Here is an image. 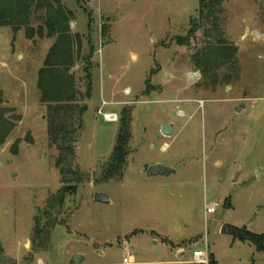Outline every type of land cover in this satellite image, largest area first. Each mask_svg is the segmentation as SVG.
I'll return each mask as SVG.
<instances>
[{"label": "rangeland", "instance_id": "374dc122", "mask_svg": "<svg viewBox=\"0 0 264 264\" xmlns=\"http://www.w3.org/2000/svg\"><path fill=\"white\" fill-rule=\"evenodd\" d=\"M62 2L74 12L70 34L81 38L69 73L87 106L75 159L84 180L67 182L77 189L55 207L58 223L36 239L35 217L47 223L48 199L64 186L37 86L57 37L30 40L23 28L0 26V108H13L2 110L11 129L0 134V264H126L128 255L132 264H196V249L213 253L216 264H264L252 240L222 232L228 223L264 233V0L224 3L242 75L215 89L199 85L191 58L204 45L203 30L190 45L175 41L190 30L200 0ZM129 109L127 167L122 179L103 181L120 128L105 114L121 119ZM164 124L173 133L164 134ZM155 163L175 172L147 176ZM98 191L110 203L95 201Z\"/></svg>", "mask_w": 264, "mask_h": 264}, {"label": "trees", "instance_id": "16d2710c", "mask_svg": "<svg viewBox=\"0 0 264 264\" xmlns=\"http://www.w3.org/2000/svg\"><path fill=\"white\" fill-rule=\"evenodd\" d=\"M225 2L226 0H200L199 14L192 20L190 30L186 35L177 36L175 40L180 45H190L197 32L203 30L204 45L198 48L191 58L194 67L202 74V81L199 85L202 84V86L213 89L238 82L242 75L238 57L239 47L226 35ZM35 18L40 22L37 27L32 25ZM72 19H74V12L70 11L62 0H0V26H11L15 32L23 28L30 40H35L37 36L41 39L57 37L44 59V66L39 71L37 86L42 101L47 102L49 141L59 151L55 162L64 186L52 195L53 198L48 199L44 209L47 223L42 225L44 218L42 215L35 217L36 239L42 240L58 223L52 218L55 207L62 206L67 194L77 189L76 186H70L67 182L84 180V173L82 170L80 171L78 165H75V159L76 143L80 130H82L87 106L80 104L83 96L78 98L75 78L69 73L70 68L74 65L75 45L79 44L81 47L80 36L78 35L77 40H74L70 34ZM78 53H80V49ZM90 65L86 67L89 80L86 91L88 98L91 97L92 87ZM4 102L3 92L0 91V104H4ZM2 110L9 112L13 108H0V119L2 118L4 123L0 125V134L5 135L11 127H6L7 122H5ZM119 121L120 128L115 146L103 166V181L122 179L128 164V156L131 152L132 111L125 110ZM243 230L246 232V239L252 240L256 249L264 253V233ZM210 263H217L213 256Z\"/></svg>", "mask_w": 264, "mask_h": 264}, {"label": "water", "instance_id": "95a60500", "mask_svg": "<svg viewBox=\"0 0 264 264\" xmlns=\"http://www.w3.org/2000/svg\"><path fill=\"white\" fill-rule=\"evenodd\" d=\"M238 110L240 111V107H238ZM174 131V125L172 124H164L163 125V130L162 132L166 135H170L171 133H173ZM175 172V169L167 164H162V163H155V164H151L147 167L146 170V174L147 176H152V175H169L170 173ZM262 175H264V169L262 170ZM95 201H99L102 203H110V197L108 194L98 191L95 193ZM222 232L229 234V235H234L236 237L242 238V239H246L247 235L246 232L243 230V228L238 227L236 225H232V224H228L226 223L223 227H222ZM213 255H210V258ZM78 262L82 263V256L79 255L78 258Z\"/></svg>", "mask_w": 264, "mask_h": 264}, {"label": "built area", "instance_id": "2783aa9c", "mask_svg": "<svg viewBox=\"0 0 264 264\" xmlns=\"http://www.w3.org/2000/svg\"><path fill=\"white\" fill-rule=\"evenodd\" d=\"M105 118L107 121H117L119 120V115L116 112H112V113H106L105 114ZM220 205V202H215L210 206H207L206 211L207 213H215L217 210V207ZM193 259L194 262L196 264H208L210 262V256L207 250H203V249H196L193 253ZM123 261L126 264H132L133 260H131V258L128 256L123 258Z\"/></svg>", "mask_w": 264, "mask_h": 264}, {"label": "crops", "instance_id": "0c3cea01", "mask_svg": "<svg viewBox=\"0 0 264 264\" xmlns=\"http://www.w3.org/2000/svg\"><path fill=\"white\" fill-rule=\"evenodd\" d=\"M247 30H248L247 32H251V33H253V29H252V28L249 29V27H248ZM261 34L263 35L262 31L260 32V30H258V28H257V31H256V35H257V36H256V37L258 38V36H260ZM262 39H264V35H263ZM235 43H236V45L239 47V43H238V42H235ZM239 50H240V47H239ZM238 55H239V51H238ZM239 60H240V57H239ZM240 80H241V79H240ZM246 98H247V97H244L243 100H245ZM243 100H242V101H243ZM106 103H108V102H106ZM243 106H244V105H237V107H240V111H241V109L243 108ZM113 112H115V111H113ZM164 148H165V147H164ZM183 248H184V246H179V247L177 248V250H178V251H181V250H183ZM211 254L213 255V258H214V254H213V253H209V256H210ZM180 255H181V254H180ZM215 260H216V258H215Z\"/></svg>", "mask_w": 264, "mask_h": 264}]
</instances>
